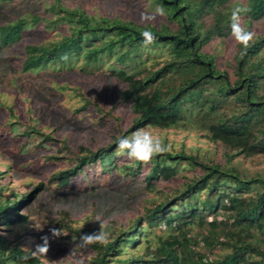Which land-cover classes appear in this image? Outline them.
I'll list each match as a JSON object with an SVG mask.
<instances>
[{"label": "trees", "instance_id": "16d2710c", "mask_svg": "<svg viewBox=\"0 0 264 264\" xmlns=\"http://www.w3.org/2000/svg\"><path fill=\"white\" fill-rule=\"evenodd\" d=\"M157 1L165 9L168 19L178 22L177 29L173 30L166 23L161 27L141 26L119 18L101 17L100 21H94L83 9H66L56 2L50 11L57 13L59 8L65 14L50 23L66 21L71 30L60 41L49 45L26 43L27 20L24 17L0 25L1 45H24L27 55L22 70L25 72L40 71L54 63L67 65L80 57L87 65H93L102 63L105 56L114 55L117 62L110 66V72L117 81L126 84V89L121 91V103L129 104L131 108L133 120L130 128L120 136H113L114 142H107L96 151L85 144L80 146L76 165L54 174L53 180L58 182L56 189L75 191L71 189L79 185L75 177L89 164L97 168L95 163L99 162L103 169L110 162L120 168L122 165L116 156L119 138L148 126L206 129L212 144L234 150L232 154L226 153L228 162L235 156L253 158L264 154V58H258L263 50L264 36L256 38L246 51L239 45L232 64L228 63L229 69L232 67L229 71L227 65L223 68L215 56L203 49L215 34H226L224 29L230 25V16L224 19L217 13L214 26L208 30H204L199 19L208 11L210 3L229 0H202L193 4L188 0ZM246 4L251 8L245 15L247 20L258 22L264 18V0H247ZM34 21L39 24L38 17H34ZM225 22L228 24L224 25ZM144 30L151 31L156 37L147 46L141 35ZM159 46L166 47L169 56L161 66L152 69L145 60L154 57L152 55L157 54ZM65 55L67 59H62ZM175 80L179 82L175 83ZM29 87L31 92L38 91V98L43 95L37 84ZM90 105L91 101L87 100L81 109H88ZM115 109L116 106H110L107 115L110 116ZM20 122L13 121L10 126ZM35 132L42 134L33 127L23 135L29 137ZM43 138L48 142L54 139L50 135ZM208 158L202 159L198 153L183 149L154 156L146 174L147 181H140L148 189L158 187V177L166 181L174 179L184 162L202 172L186 177L184 186L170 196L166 193L164 198L168 202L157 203L146 216L148 225H161L163 221L162 227L174 229L176 234L157 236L149 231L150 226L140 224L139 218L121 228V232L107 243L89 245L97 250L93 264H264V250L256 243L264 242V175L248 176L245 170L241 171L233 164L223 166L221 162ZM122 164L124 169L120 175L125 170L127 175L139 176L142 163ZM50 187L41 181L31 190L14 194L13 198L2 197L0 225L24 222L33 225L29 204ZM2 190L4 187L0 184V195ZM69 217L70 213L62 212L60 224H57L68 229V237L80 239L84 234L99 231L91 224L79 229L72 225L73 220ZM196 222L202 230L192 234ZM37 239L40 242L42 235L37 234ZM143 245L144 250L139 251ZM130 248L135 252L129 253ZM31 253L18 244L10 245V241L0 234V264H48L41 256L26 261L22 259ZM46 254L49 256L50 252ZM112 255L116 256L111 260ZM64 264L74 263L67 261Z\"/></svg>", "mask_w": 264, "mask_h": 264}, {"label": "rangeland", "instance_id": "374dc122", "mask_svg": "<svg viewBox=\"0 0 264 264\" xmlns=\"http://www.w3.org/2000/svg\"><path fill=\"white\" fill-rule=\"evenodd\" d=\"M188 1L193 4L202 0ZM54 2L66 9H83L94 21L107 17L134 21L141 26L161 27L166 23L173 30L179 26L178 22L167 18L166 12L164 16L151 18L154 9L157 6L162 7L157 0H12L6 2L0 0V25L24 17L27 20L26 43L49 45L53 41H60L71 30L70 24L66 21L50 23L65 14L59 8L57 13L50 11ZM237 3L239 0L210 3L207 6L208 11L199 17L204 24V30L214 26L217 13L222 18L229 19ZM34 17L39 18L38 25L34 24ZM243 23L248 30L255 33L254 40L264 36V18L258 22H251L244 16ZM225 24L228 23L225 22ZM224 32L226 33L224 36L215 34L205 44L203 50L215 56L223 68L227 65L229 69V64H232L234 55L239 51V44L231 37L230 25L225 27ZM158 48L157 54L152 55L154 57L144 59L152 69L161 66L169 56L166 47ZM26 55L24 45L0 44V132H2L0 184L4 187L0 199L13 198L14 194L31 190L41 181L51 187L29 204L28 210L33 225L27 222L15 223L11 226L2 224L0 234L10 241V245L18 244L28 251H35L37 246L42 244V239L39 242L37 234L42 237L47 236L50 242L48 250L50 255L41 257L48 264H64L67 261H72L74 264H93L97 250L89 246L79 247L80 239L74 238L75 236L68 237L70 235L68 229L57 225L60 224L62 212L70 213L72 225L79 229L91 224L100 230V221H102L111 239L121 232L119 231L121 228L128 227L139 218L140 224L150 226L145 221L149 210L157 203L168 202L164 198L166 193L170 196L179 187L184 186L186 177L200 175L202 172L199 168L195 169L184 162L174 179L166 181L158 177L156 179L158 187L148 189L140 181L144 183L147 181L146 174L150 169V162L141 164L139 176L127 175L125 170L120 175V171L124 169L122 163L127 165L132 161L125 156L116 155L122 165L120 168L110 162L107 163V168L103 169L100 168L99 162L95 163L97 168L89 164L84 172L82 171L83 173L75 177L79 182V185L71 187L75 191L56 189L58 182L53 180L54 174L76 165V155L81 152L80 146L85 144L96 151L101 146L107 145V142H114L113 136H120L130 128L133 114L129 104L121 103V91L126 89V84L117 81L118 79L110 72V66L113 67V64L117 62L114 55L105 56L102 63L93 65H87L85 59L80 57L67 65L54 63L53 66L40 71L25 72L22 70V64ZM258 58H264V46ZM100 64L102 67H98ZM117 65L120 66V64ZM231 70L230 66L229 71ZM177 82L179 81L175 80V83ZM36 84L43 94L39 98L38 91L31 92L29 89V85ZM42 96L44 98L41 100ZM87 100H90L92 105L88 109H81ZM110 106H116V109L108 116L107 109ZM16 120H21L22 123H16L11 127V122ZM5 124L6 127L3 126ZM33 127L39 129L42 134L35 132L29 137L23 135L26 130ZM140 129L161 138L168 152L177 153L183 149L188 153H198L202 159L210 157L208 159L221 162L223 166L233 164L239 170H245L248 176L264 175V154L253 158H246L243 155L235 156L228 162L226 153L232 154L234 150L229 148L225 150L222 146L217 147L214 143L212 144L206 129L149 126ZM136 130L138 129L134 131ZM44 135L53 136L54 139L49 140V143L43 138ZM130 135L126 133L125 136ZM135 167L138 168L139 165ZM117 169L119 171H116ZM96 182H98L97 185ZM165 190L166 192L163 193ZM34 220L38 225L41 224L40 228L35 227ZM63 223L65 222L61 224ZM162 225L163 221L161 225L150 226L149 231L164 237L171 233L176 234L174 229L169 227L164 229ZM53 228L61 229L66 235L53 236L51 232ZM201 230V226L196 222L192 226L191 233H199ZM256 243L261 244L264 250V242L256 241ZM144 246L138 250H144ZM204 250L207 251L206 248ZM133 251L135 252L130 248L128 252ZM114 256L116 255L110 256V259L115 258Z\"/></svg>", "mask_w": 264, "mask_h": 264}, {"label": "clouds", "instance_id": "9594fccd", "mask_svg": "<svg viewBox=\"0 0 264 264\" xmlns=\"http://www.w3.org/2000/svg\"><path fill=\"white\" fill-rule=\"evenodd\" d=\"M251 11V8L245 3V0H239V3L232 9L230 14V29L231 37L234 41L241 45L243 50L246 51L254 40L255 33L248 30L243 23V17ZM165 10L161 6H157L151 13V18L155 19L157 16H164ZM144 38L145 46L153 43L156 39L155 35L149 31L144 30L141 32ZM244 52L241 53L243 55ZM62 59H67L65 55ZM167 146L161 138L154 137L151 132L144 129H138L131 133L130 136H123L119 138L116 144V155L125 156L132 162L148 164L154 156L167 152ZM35 221V220H34ZM100 221V220H99ZM100 230L92 234H84L80 237L81 248H86L93 243L105 244L108 242L110 233L106 230L105 225L100 221ZM35 227L40 228L35 221ZM83 227V226H82ZM81 227V228H82ZM53 236L66 235L61 229H51ZM43 244L38 245L35 251H32L31 256L25 255L23 260H29L38 256H45L49 250L48 237H42Z\"/></svg>", "mask_w": 264, "mask_h": 264}]
</instances>
